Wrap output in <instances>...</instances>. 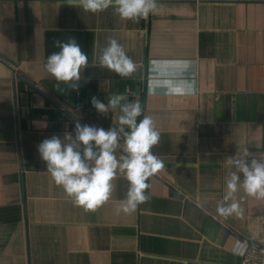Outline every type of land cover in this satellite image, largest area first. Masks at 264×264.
Masks as SVG:
<instances>
[{"label":"crops","instance_id":"crops-1","mask_svg":"<svg viewBox=\"0 0 264 264\" xmlns=\"http://www.w3.org/2000/svg\"><path fill=\"white\" fill-rule=\"evenodd\" d=\"M158 3L133 23L112 8L0 0V264H244L240 242L264 237V202L240 200L242 189L241 215L216 210L228 160L245 149L264 159V0ZM110 37L137 64L131 78L99 66ZM71 38L89 60L78 91L44 69L59 51L53 42ZM116 95L154 119L161 141L152 151L165 168L134 214L115 210L128 188L122 177L112 199L86 213L52 181L37 146L74 135L78 121L68 113L118 128L119 108L101 114L91 104Z\"/></svg>","mask_w":264,"mask_h":264},{"label":"clouds","instance_id":"clouds-1","mask_svg":"<svg viewBox=\"0 0 264 264\" xmlns=\"http://www.w3.org/2000/svg\"><path fill=\"white\" fill-rule=\"evenodd\" d=\"M65 3L93 14L112 8L120 20L133 23L147 18L160 7L158 0H65ZM53 43L59 51L48 56L45 71L56 81L78 91L82 72L89 67L87 54L74 38L67 42L57 39ZM96 59L100 67L121 78H131L138 71L137 64L124 46L112 37ZM169 90L174 94L185 91L173 86H169ZM123 100L124 96L116 95L109 97L105 104L95 96L91 98L92 106L101 114L106 113L109 107L114 110L119 108L118 128L105 130L76 122L74 135L66 133L63 139L53 135L37 146L52 181L64 190L75 206L86 213L95 212L107 204L113 196L114 181L122 177L128 182V188L115 210L117 214H134L140 205L150 200V178L165 168L164 162L152 151L161 141V133L154 119L143 115L139 101L122 103ZM142 115L138 122L137 118ZM228 163L232 170L226 179L225 195L216 209L225 218L241 215L240 200L246 197L264 202V159L251 156L245 149L230 158ZM241 189L244 196L238 200L236 193Z\"/></svg>","mask_w":264,"mask_h":264},{"label":"built area","instance_id":"built-area-1","mask_svg":"<svg viewBox=\"0 0 264 264\" xmlns=\"http://www.w3.org/2000/svg\"><path fill=\"white\" fill-rule=\"evenodd\" d=\"M237 252L243 257L244 264H264V237L240 242Z\"/></svg>","mask_w":264,"mask_h":264},{"label":"water","instance_id":"water-1","mask_svg":"<svg viewBox=\"0 0 264 264\" xmlns=\"http://www.w3.org/2000/svg\"><path fill=\"white\" fill-rule=\"evenodd\" d=\"M19 78L21 80H23L24 82H26L28 85H30L33 89L37 90L38 92H40L41 94H43L45 97H47V95L45 93H43L41 90H39L36 86H34L33 84H31L28 80H26L24 77L20 76L19 75ZM69 116H71L73 119L77 120L78 122H81L79 121V119H77V117H75L74 115L68 113Z\"/></svg>","mask_w":264,"mask_h":264}]
</instances>
